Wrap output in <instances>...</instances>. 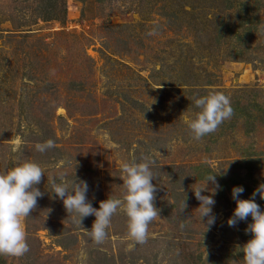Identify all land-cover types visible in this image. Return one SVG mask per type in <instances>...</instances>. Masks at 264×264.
Listing matches in <instances>:
<instances>
[{"label":"rangeland","instance_id":"rangeland-1","mask_svg":"<svg viewBox=\"0 0 264 264\" xmlns=\"http://www.w3.org/2000/svg\"><path fill=\"white\" fill-rule=\"evenodd\" d=\"M209 92L233 115L195 140L193 97ZM145 156L159 213L143 244L119 209L94 242L95 217L80 226L48 184L86 181L99 209L121 197V165ZM25 161L43 169V196L21 220L29 251L0 264H239L252 220L228 226L232 189L249 199L264 184V0H0V173ZM209 175L206 230L193 190L210 195Z\"/></svg>","mask_w":264,"mask_h":264},{"label":"clouds","instance_id":"clouds-1","mask_svg":"<svg viewBox=\"0 0 264 264\" xmlns=\"http://www.w3.org/2000/svg\"><path fill=\"white\" fill-rule=\"evenodd\" d=\"M155 30L148 33L154 35ZM194 105L198 109L190 120L188 128L193 139L200 140L211 134L233 115L230 99L221 92H209L201 97H193ZM55 147V141L49 139L37 143L35 148L43 153ZM142 161L125 162L121 165L120 179L123 181L120 198H109L99 203L96 209L87 199L88 184L76 179L68 181L64 173L57 177L49 176L48 184L55 197L63 202L69 215H74L81 226L84 218L94 216L95 221L90 230L84 232L96 243H102L106 238V229L110 225L111 217L122 210L127 216L128 235L136 243L146 242L148 225L158 217L159 210L154 206L156 186L151 165L155 163L150 157H142ZM44 176L43 169L36 163L25 161L5 172L0 173V255L19 257L29 251L25 232L22 228V218L30 217L36 208L38 198L43 196L37 185ZM59 181V182H57ZM212 182L215 188L210 195H202L205 189H196L195 198L200 202L197 209L200 221L207 217L206 230L215 223L212 208L215 200L212 198L220 186L216 183L215 175L206 177L205 183ZM244 192L241 186L232 189V199L236 207L228 219L229 227H235L238 222L251 217L252 222L247 225L245 233H251L241 249L243 259L239 264H264V210L255 202L257 195L264 200V184H260L249 199H240ZM186 207L184 201V208ZM183 227V224L181 225ZM237 264V261H233Z\"/></svg>","mask_w":264,"mask_h":264},{"label":"trees","instance_id":"trees-1","mask_svg":"<svg viewBox=\"0 0 264 264\" xmlns=\"http://www.w3.org/2000/svg\"><path fill=\"white\" fill-rule=\"evenodd\" d=\"M247 117H249L248 115H247ZM252 162H255V161H252ZM208 172V171H207ZM245 229V228H244Z\"/></svg>","mask_w":264,"mask_h":264}]
</instances>
